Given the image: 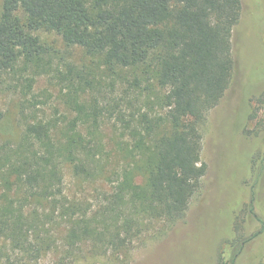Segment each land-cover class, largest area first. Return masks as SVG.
Here are the masks:
<instances>
[{
  "label": "trees",
  "instance_id": "obj_1",
  "mask_svg": "<svg viewBox=\"0 0 264 264\" xmlns=\"http://www.w3.org/2000/svg\"><path fill=\"white\" fill-rule=\"evenodd\" d=\"M240 16L241 0H2L0 87L8 76L42 67L51 48L41 34L82 49L108 73L131 69L134 76L112 106L80 105L83 114L66 130L26 123L0 156V264H35L47 255L45 264L102 256L125 262L156 223L185 219L207 169L202 126L233 80ZM100 116L118 130L116 150L97 136ZM65 168L96 184L93 201L66 192ZM258 196L252 190L233 217L215 264H236L264 232ZM241 213L257 216L260 228L246 234Z\"/></svg>",
  "mask_w": 264,
  "mask_h": 264
},
{
  "label": "rangeland",
  "instance_id": "obj_2",
  "mask_svg": "<svg viewBox=\"0 0 264 264\" xmlns=\"http://www.w3.org/2000/svg\"><path fill=\"white\" fill-rule=\"evenodd\" d=\"M41 36L51 48L42 67L8 76L0 87V156L16 146L26 123L50 121L66 130L83 114L80 105H85L84 111L93 104L109 107L122 89L131 90V69L118 77L97 67L82 49L66 47L58 36ZM232 52V83L202 126L201 158L207 169L185 219L170 226L156 223L134 241L125 262L102 256L80 264H215L222 242L231 234L233 217L252 190L261 198L255 213L264 217V171L259 176L264 169V0H241ZM47 59L50 63H45ZM86 80L93 81L92 85L88 87ZM77 129L87 134L84 126ZM117 135L113 120L100 116L97 136L109 151L119 147ZM64 177L67 193L93 201L95 183L82 182L69 168ZM253 215L239 216L246 234L260 228ZM5 245L0 237V252L5 253ZM50 258L47 255L35 264H45ZM236 264H264V232L243 247Z\"/></svg>",
  "mask_w": 264,
  "mask_h": 264
}]
</instances>
